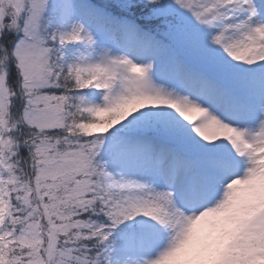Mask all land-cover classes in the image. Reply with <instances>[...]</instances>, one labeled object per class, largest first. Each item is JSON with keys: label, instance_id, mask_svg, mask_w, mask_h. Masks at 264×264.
<instances>
[{"label": "snow or ice", "instance_id": "6c2138e0", "mask_svg": "<svg viewBox=\"0 0 264 264\" xmlns=\"http://www.w3.org/2000/svg\"><path fill=\"white\" fill-rule=\"evenodd\" d=\"M0 264H264V0H0Z\"/></svg>", "mask_w": 264, "mask_h": 264}]
</instances>
